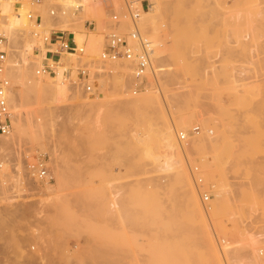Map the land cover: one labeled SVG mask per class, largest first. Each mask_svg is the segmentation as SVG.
Returning a JSON list of instances; mask_svg holds the SVG:
<instances>
[{"label": "rangeland", "instance_id": "1", "mask_svg": "<svg viewBox=\"0 0 264 264\" xmlns=\"http://www.w3.org/2000/svg\"><path fill=\"white\" fill-rule=\"evenodd\" d=\"M29 1L33 2H8L11 10L24 6L31 16L30 25L23 27L13 46L16 52H22L27 42L40 45L36 50L43 47L33 28L40 29L41 36L58 30L54 19L62 9L54 17L50 13L55 5L43 14L30 7ZM139 1L138 26L143 23L151 29L144 36L154 47L153 69L146 73L141 91L156 93L149 100L154 104L146 102L137 112L121 110L117 103L124 96L119 84L92 68L97 73L92 81L94 92L102 95L88 111L80 109L79 99H68L60 107L45 91L40 94V105L34 93H30L32 104L28 95L30 107L36 110L33 120L40 118L43 123L30 127L20 116L14 130L17 143L4 153L7 158L0 156V264L26 260L27 250L77 247L113 248V264H264V0H148L149 9ZM93 7L92 24L87 21L83 26L79 21L80 27L92 25L107 37L114 28L125 33L131 30L123 25L127 19L118 26L111 21L113 13H122L125 0H95ZM38 16L42 23L36 26ZM33 56L34 52L27 57L41 65L42 59ZM125 75L130 84L132 78ZM86 94V98L92 95ZM177 116L191 126L186 140L193 137L196 145V154L190 163H180L181 169L187 170L203 200L204 194L210 196L204 205L214 199L213 192L223 195L219 208L210 214L194 208L185 194L186 183L174 184L167 194L145 183L156 179L152 157L165 151L163 131L179 124ZM94 119H100L99 123ZM197 128L199 138L192 131ZM181 131L178 127L176 135ZM135 134L144 139L139 145L142 150L126 148ZM39 161L45 163L46 175L55 163L62 168L63 180L54 181L49 193L29 182L40 173ZM16 175L20 186L12 188ZM116 192L120 208L106 213L108 198ZM58 197L65 203L59 199L62 202L54 204L58 208L45 206L44 218L23 213L27 202ZM250 236L256 239V254L244 239Z\"/></svg>", "mask_w": 264, "mask_h": 264}, {"label": "bare ground", "instance_id": "2", "mask_svg": "<svg viewBox=\"0 0 264 264\" xmlns=\"http://www.w3.org/2000/svg\"><path fill=\"white\" fill-rule=\"evenodd\" d=\"M9 1L10 0H0V35L4 36L7 39V41H8L7 46L9 44L8 47L7 46L5 47V45L0 46V49L1 48H3L2 50L9 49V52L12 49V52H10V53L8 52L9 56H8V59L6 60L8 63V65L6 64V73L8 74L7 78L11 79L12 88H11V86L8 88V90L6 92V98L8 100V105L10 108V120H11L13 132L10 131V133L7 136H0V156H1V158H2V154H4L6 151L9 150L8 148H10L14 143H17V137L14 135V130L18 127V124L20 123V118H19L20 116H21V118L24 119V121H27V123L30 127H40L43 123L42 119L40 120V118L37 121L33 120V118H35L33 116L36 113V110L32 109L33 108L32 106L30 107V105L33 103V101H31V97H32L31 94H33V93L35 94L36 97L35 96L34 97L36 99L33 97V100L34 99L37 100V103L36 102H34V103L38 104L39 103L38 100L41 99L40 94L42 93L41 95H43L42 91H45L46 93H48L50 100L53 99L55 101L56 105H58L60 107L65 106L64 102L68 99H70V100L79 99V100H81V102L78 101V103L77 102L76 103L78 105L79 104L81 105V106H79L80 109L84 108V110H85V108H86V111H88L87 107H89L91 105L93 106L94 103L96 104V102L98 101V99H97L98 97L101 98L102 94H100V93H102V92H94V93H92V95L87 96V98L85 96L86 93L82 92L83 88L78 83L79 76H78V72H77V66H78V63L80 62V60L87 62L89 64V67L92 68L91 70L96 69L97 72L99 71V74H98L99 76L103 75V74L104 75L107 74L108 76H110V78L113 77L115 82H117L119 84V90H118V88H117V90L119 91V93H121L124 96V97H120L122 99L119 98L120 100L117 103L118 106H120L119 108H121V110H124V111L126 109H127V111L128 110L129 111L130 110H136V112H137V110L140 109L139 107L143 106V104L146 102H147V104H149L150 102L152 104H154L153 102H155V101L152 102V100L151 101H149V100L152 99V95L156 94V93H153V94H152V92L150 93L149 87L146 88V89H149L148 93H146L147 90L144 92H142L141 90H140L141 92L136 91V89H135L136 79L134 77L133 67L131 66L130 63H126V61H123V60L105 61L102 59V53H103V50L106 46V44H105L106 37H107L105 35L106 32L105 31L100 32L97 30L98 28L95 29L92 25L89 27H88V25H86L85 27H80V25L82 23L79 21L83 22V26H84V23L85 24L87 23V21L91 22V24H92L91 18L94 15L93 14L94 12L92 13V11L94 10L93 5H94L95 0H42L40 3H35L34 1L33 2L29 1L30 7L36 9V11L37 10L40 11L43 14H45V12H46L45 10L47 8H49V6L58 5L62 9V11H61L60 15L56 19H54V25H53L54 28L58 29L60 31L72 33L74 35V42L77 44V46L79 48H83V55H80L76 52H63L61 55V58L58 61H56L57 65H58V69H57V72L55 75H49V74L41 73L39 71L41 65H37V63H33V61L31 62L30 58L27 57L29 54H33V52H34L33 57L41 58V59L46 58L48 51H47V48L44 47L43 40H44V37H47L50 35V33H51L50 31H47V32H45V34L43 36H40L39 44L43 42L41 44V45H43V47H41V49H39V50L35 49V46H38L36 44V42L35 43L34 42L33 43L27 42L24 44L22 52H21V49L17 52L13 51V48H14L13 46L18 43L20 36H21L20 32L23 31L22 30L23 27L27 28L30 25L31 16L28 15V13H26L24 11V9H23L24 6L21 9H19V11L17 10L16 12L13 9L11 10L10 6L8 5ZM98 6H99V4H98ZM137 7L142 9L141 6L137 5ZM104 10H105V8H104ZM14 12L17 15L13 14ZM106 14H107V12H106ZM96 15H98V13ZM141 16L142 15L140 13V17ZM107 17H108V14H107ZM97 18H99V17H97ZM138 20L140 21V19H138ZM139 21H138V23H139ZM77 23H80V25ZM123 23H124L123 25H127L128 27L131 28L130 20L127 19ZM139 24H141V23H139ZM102 25H103V22H102ZM138 28H139L140 33L143 36H144V34L146 36L147 35L146 33H148V32L150 33V31H151L150 28H144L143 23H142L141 28L139 26H138ZM149 29H150V31H149ZM117 30H119V29H117ZM104 32H105V34H104ZM147 40L149 41V39H147ZM242 41H245V40H242ZM130 42L135 44V42L133 40H130ZM238 46H239V44H238ZM200 52H201V50L200 51L198 50V53H200ZM196 53H197V51H196ZM15 55H16V57H19L18 60H15L16 57L13 58ZM202 59H204V58H202ZM52 61L53 60L50 59V62H52ZM34 66L37 67L36 72L34 71ZM150 68L153 69L152 64H151ZM100 71H102V72L100 73ZM104 72H106V73H104ZM93 73L96 76L97 73L96 72H93ZM123 74H126L125 75L126 77L132 78L130 84H129L128 80L125 79ZM155 76H153V77H155ZM154 80H157V79L154 78ZM112 85L113 84H111V86ZM111 90H114V89H112V87H111ZM131 93H133V94H131ZM29 94H30L29 98H30L31 104L27 99ZM126 94L128 96H126ZM129 94L131 95V97ZM84 98H86V99H84ZM94 99L97 101L95 102ZM155 100L157 101V99H155ZM158 100H160V99H158ZM40 101L42 102V100H40ZM157 103L158 102H156V104ZM38 105H40V103ZM78 105H77V107H78ZM144 106H145V104H144ZM38 107H42V106H38ZM80 109H78V110L81 113ZM92 109L93 108L90 107L91 111H92ZM141 109H142V107H141ZM82 111H83V109H82ZM175 118H176V120H178L179 124L178 125L176 124L177 126L175 124H173L172 126L170 125L169 127L167 126L165 128V130L163 131V133H165V135H166V138L165 137H164L165 139L163 138L164 140H166L165 141L166 146H164V148H166L165 151L164 152L162 151L163 153L160 156L155 155L156 157H154V156L152 157L153 159H155V162L153 161L154 165L152 164L153 165L152 169L151 168L150 169L155 174L156 179H153V177L148 178L147 180H145L146 181L145 183L146 184H147V182L151 183L150 185L152 186V188H154V187L158 188L164 194H167L168 191L171 189V187L174 184L186 183V185L188 186V189L186 190L185 194L192 201L194 208H196V210L202 214H204V213L210 214V212L211 213L215 212L219 208V204H220V201L222 200L221 198L223 195H222V193L213 192L214 199L207 206L204 205L205 200L202 199V196H200V194L198 195L199 190L198 189L196 190L194 188V186L192 184V179H191L189 173L187 172V170L185 168L181 169L182 165H180V163H183V164H184V162H187V164L190 163L189 162L191 160L190 158H192L196 154V145H195V141H194L193 137L186 140L187 135H189V136L191 135V134H189L191 126H186L182 122H180L178 116ZM98 120H100V119H98ZM98 120H95V121H98ZM174 121H172V122H174ZM97 123H99V121ZM95 125H98V124H95ZM178 127H180L183 131H181L179 134L176 135ZM192 131L195 132V135H196L195 138H199L200 134L196 133V131L194 129ZM181 134L185 135L184 140L180 139ZM139 136L140 135H138V134L133 135L132 137L135 139L131 140V142L128 141L127 142L128 145H126V148L127 147H130L131 149L140 148L139 145H140V143H142L144 141V139L140 138ZM176 136H177V138H176ZM146 138L149 139L148 136ZM73 141H74V139H73ZM143 143H145V142H143ZM155 144H156V141H155ZM147 148H149V147L147 146ZM147 148H145V149H147ZM155 148L159 151V149L157 147H155ZM145 149L143 151H146V154H147L148 149L147 150H145ZM162 149H163V146H162ZM130 151L133 152L132 150H130ZM4 155H6V154H4ZM7 157H8V155H6V158ZM0 165H1V162H0ZM60 169H62V168H60L55 163L53 169L51 170L52 173L46 175V179L44 181L41 182L40 179H43L44 177H40V173H38L37 176H35L36 178L34 176H31V178H29V180H30L29 182L37 190L43 188L44 190L47 191V193H49L51 190H54V188H55L54 181L59 183L63 180ZM0 173H1V171H0ZM13 178H14L15 184L13 185L12 188L19 187L20 181H19V178L17 177V175L13 176ZM145 187H146V190L151 189V188H147V186H145ZM59 199H60V197H58L56 199L50 198V199H48V201L40 200V202H38V203L27 202L26 203L27 208H26V210L24 209L23 213L26 212V215H28L29 212L30 213L32 212L33 217H36V214L38 216H40V214H41V218H44L42 216V214L44 213V207L47 205H49L51 207V205L57 204L58 203L57 201ZM109 199H111V200L106 207L107 210L106 209L105 210L107 211L106 213L114 214V212L118 208H120L119 192L114 193L112 195V198L109 197L108 200ZM60 200H62V198ZM60 200H59V202L63 201V200L62 201H60ZM64 203H61V204H64ZM17 204H19V203H17ZM32 204H36L37 208H34V206ZM68 205H70V204H68ZM49 206H47V207H49ZM56 207L58 208V205H56V206L54 205V208H56ZM45 211H46V208H45ZM72 213H73V211H72ZM116 215H117V213H116ZM24 216L25 215H23V217ZM30 216H32V215H30ZM28 217H29V215H28ZM109 217H110V215H109ZM39 219H40V217H39ZM252 238H253V236H250V238H248V239L247 238H244V239H246L247 241L249 240L250 245H248V247L251 246L252 250L254 251V252L252 251L253 252L252 254H254V253L256 254L258 252L257 251L258 249L256 248V243L254 241L256 239L255 238L252 239ZM241 240H243V239H241ZM246 240L244 242H247ZM221 246L219 245L220 250L222 249ZM108 249L109 248H104V249L98 248V249L92 250V249H86L83 247H77V248H71V249L68 248V249H64V250H56V249L51 250V251L48 250L49 252L45 251V249H43V251L35 250L33 252H30L32 250H29V251L27 250V252H25L26 257H24L26 260H24V259H23V261L17 260V261H21V262L16 263V264H113V262H115V261L112 262V260L115 259V258H113L115 251L112 250L113 248L110 250H108ZM21 258H22V256H21ZM1 264H4V263H1ZM5 264H10V261H9V263H5ZM13 264H15V263H13Z\"/></svg>", "mask_w": 264, "mask_h": 264}, {"label": "built area", "instance_id": "3", "mask_svg": "<svg viewBox=\"0 0 264 264\" xmlns=\"http://www.w3.org/2000/svg\"><path fill=\"white\" fill-rule=\"evenodd\" d=\"M35 3H40L42 0H33ZM139 0H125V8L122 13H113L112 22L116 26L121 23L122 19H128L131 22V30L129 33L121 32L114 28L108 33L107 43L102 53V59L105 61L123 60L129 62L134 70V77L136 79L135 89L140 91L145 89L146 79L144 78L148 72L154 53V47L151 42L143 36L138 28L137 20L140 18V10L137 7ZM140 4L144 9H149L148 0H140ZM59 12V6L55 5L51 10V15L56 16ZM42 23V18L39 16L35 18L34 24L37 26ZM34 36L36 38L41 36L40 29L33 28ZM67 33V34H66ZM133 40L135 44L131 43ZM44 46L47 48V56L42 59L40 72L49 75H55L58 69L57 62L63 52H76L83 55V48H79L74 42V35L70 32L52 30L50 35L44 37ZM3 43V44H2ZM7 46V39L0 35V46ZM8 50V49H7ZM7 50L0 49V136H7L11 131L10 108L6 98V92L10 87V81L6 76V60L8 58ZM12 52V51H10ZM49 58V59H48ZM50 59L53 60L50 62ZM79 76L78 83L86 93H93L94 87L92 81L94 76H91L89 64L80 60L77 66ZM197 128L195 131H198ZM180 139L184 140L185 135L181 134ZM40 177H45L47 169L45 163L39 161ZM194 171H198L195 169ZM199 183H202L199 180ZM204 200L207 202L209 195L204 194Z\"/></svg>", "mask_w": 264, "mask_h": 264}]
</instances>
